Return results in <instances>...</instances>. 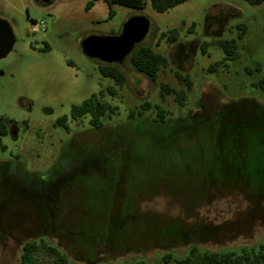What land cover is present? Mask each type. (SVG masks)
<instances>
[{"label": "rangeland", "instance_id": "374dc122", "mask_svg": "<svg viewBox=\"0 0 264 264\" xmlns=\"http://www.w3.org/2000/svg\"><path fill=\"white\" fill-rule=\"evenodd\" d=\"M89 1L0 0L14 36L0 59V264H19L21 245L40 240L71 264H157L192 245L256 247L264 237V93L254 87L264 76V2L185 0L158 13L144 0L140 10L114 4L108 17L104 0L85 11ZM31 22L44 32L32 34ZM141 23L147 31L133 49L168 60L156 82L132 68L130 53L106 64L81 49L87 38H119ZM171 30L176 43L159 41ZM230 39L237 58L223 61L217 42ZM105 65L125 75L123 86L101 76ZM161 84L184 92L183 104L162 96ZM92 96L116 107L98 129L89 116L70 118ZM156 107L167 112L164 124L154 122ZM35 259L51 262L42 251Z\"/></svg>", "mask_w": 264, "mask_h": 264}, {"label": "trees", "instance_id": "16d2710c", "mask_svg": "<svg viewBox=\"0 0 264 264\" xmlns=\"http://www.w3.org/2000/svg\"><path fill=\"white\" fill-rule=\"evenodd\" d=\"M98 0H92L85 4L84 10L88 11L94 5V2ZM152 9L158 13L166 12L168 9L173 8L185 0H149ZM249 5H259L264 0H243ZM108 7V17H113L112 6L114 4L140 10L143 8L144 0H104ZM195 25L192 24L188 28V32H192ZM241 33L245 31L243 25L238 26ZM242 34L239 35L241 37ZM164 40L168 45H172L178 41V33L176 30H171L163 33L159 37V41ZM217 45L224 54L223 61L235 60L237 58L236 45L233 39L220 40ZM206 44L201 45L200 50L205 53ZM130 65L139 74L144 75L149 81L156 82L158 73L161 69H165L168 66V60L165 56L153 52L148 46H138L134 48L128 56ZM222 64V61L215 62L209 66V71H214ZM256 71H260L259 67H256ZM99 73L104 78H109L114 81L115 85L123 86L126 82L125 75L113 65H105L99 67ZM175 78L186 85L187 89H191V81L188 76L182 75L178 72L174 73ZM254 87L261 90L264 93V76L254 84ZM110 95H114L115 91L108 89ZM160 94L168 95L174 94L176 101L182 105L185 101V93L180 91L176 92L166 84L160 85ZM149 107L148 103H144L140 106V110L136 111L138 116H142L144 110ZM156 118L154 122L157 124H164L167 117V112L156 107ZM116 112V107H112L106 103H101L96 96H92L89 99L83 101L78 106H73L70 112L71 120H76L85 116H89V124L95 129L101 127V118L111 117ZM135 115L134 112L128 114L129 118ZM66 117H61L57 120V124L66 128ZM7 128L2 118H0V138L6 136ZM42 251L51 260L50 264H71L67 258L61 254L55 247L48 245L45 241L40 240L26 241L21 245V253L19 256V264H36L35 256ZM144 264V263H137ZM157 264H264V237L258 243L256 247L243 248L239 253L227 251V252H204L197 246L192 245L189 247L187 253L180 258L174 257L167 253L161 256L160 261Z\"/></svg>", "mask_w": 264, "mask_h": 264}, {"label": "water", "instance_id": "95a60500", "mask_svg": "<svg viewBox=\"0 0 264 264\" xmlns=\"http://www.w3.org/2000/svg\"><path fill=\"white\" fill-rule=\"evenodd\" d=\"M52 0H40L41 4H50ZM147 31L145 23L128 26L119 38L91 37L81 43L83 53L102 63H119L129 53L134 44L140 41ZM14 45V36L8 23L0 19V59L4 58Z\"/></svg>", "mask_w": 264, "mask_h": 264}, {"label": "built area", "instance_id": "2783aa9c", "mask_svg": "<svg viewBox=\"0 0 264 264\" xmlns=\"http://www.w3.org/2000/svg\"><path fill=\"white\" fill-rule=\"evenodd\" d=\"M30 28H31L32 34H40V33L44 32V30H45V28L41 22H39V23L31 22Z\"/></svg>", "mask_w": 264, "mask_h": 264}]
</instances>
